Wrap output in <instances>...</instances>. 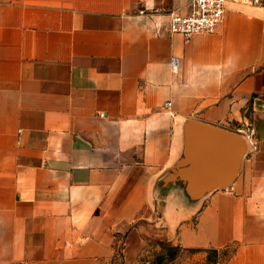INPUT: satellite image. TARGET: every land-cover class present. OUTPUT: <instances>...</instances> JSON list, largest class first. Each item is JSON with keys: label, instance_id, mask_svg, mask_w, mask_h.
Masks as SVG:
<instances>
[{"label": "crops", "instance_id": "0c3cea01", "mask_svg": "<svg viewBox=\"0 0 264 264\" xmlns=\"http://www.w3.org/2000/svg\"><path fill=\"white\" fill-rule=\"evenodd\" d=\"M187 2L0 0V264L150 263L158 188L179 264H264V6L230 0L185 38L168 23ZM190 121L248 139L195 200Z\"/></svg>", "mask_w": 264, "mask_h": 264}, {"label": "water", "instance_id": "95a60500", "mask_svg": "<svg viewBox=\"0 0 264 264\" xmlns=\"http://www.w3.org/2000/svg\"><path fill=\"white\" fill-rule=\"evenodd\" d=\"M188 131L199 142L196 153L186 158L194 165L188 169L190 177L185 188L195 200L214 188L229 186L234 181L247 152L248 141L240 132L195 121L188 123ZM211 149L212 154L209 152ZM176 168L166 175L163 185L174 181Z\"/></svg>", "mask_w": 264, "mask_h": 264}, {"label": "built area", "instance_id": "2783aa9c", "mask_svg": "<svg viewBox=\"0 0 264 264\" xmlns=\"http://www.w3.org/2000/svg\"><path fill=\"white\" fill-rule=\"evenodd\" d=\"M230 0H188L186 12L173 11L168 23L169 30L180 33L185 38L196 34L214 32L222 21ZM252 4L263 5L264 0H247ZM173 66L178 65V58L172 57ZM168 102L167 105H170ZM104 115V113H101Z\"/></svg>", "mask_w": 264, "mask_h": 264}, {"label": "rangeland", "instance_id": "374dc122", "mask_svg": "<svg viewBox=\"0 0 264 264\" xmlns=\"http://www.w3.org/2000/svg\"><path fill=\"white\" fill-rule=\"evenodd\" d=\"M242 135L247 139L244 134ZM161 196L162 191L158 188L155 211H153L152 214L150 210L144 211L137 222V225L141 227L142 237L147 242L145 254L152 256V262L138 264H179L177 258L182 255V250L179 247L170 245L166 237L164 226L162 223H157L155 221L156 217L161 212ZM150 217H152V219H149ZM213 256L214 252L210 251L209 257L212 258ZM195 264L198 263L196 262Z\"/></svg>", "mask_w": 264, "mask_h": 264}]
</instances>
